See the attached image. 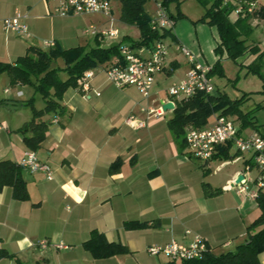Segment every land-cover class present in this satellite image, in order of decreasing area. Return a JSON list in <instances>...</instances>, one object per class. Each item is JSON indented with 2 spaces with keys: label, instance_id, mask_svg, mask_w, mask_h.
<instances>
[{
  "label": "crops",
  "instance_id": "1",
  "mask_svg": "<svg viewBox=\"0 0 264 264\" xmlns=\"http://www.w3.org/2000/svg\"><path fill=\"white\" fill-rule=\"evenodd\" d=\"M259 2L258 16L264 10ZM54 6L50 0H0V61L13 62L24 55L30 45L25 40H51L63 48L81 45V39L70 32L72 20L80 15H59ZM15 10L26 15L21 20L28 26V39L2 28V20ZM179 34L174 26L167 34L172 40L167 65L156 75L148 98L135 86L116 87L97 66L92 68L86 92L78 83L65 90L60 101L63 111L55 115L56 122L52 114L43 116L49 122L45 138L32 151L50 165L52 178L23 170L28 200L14 199L9 186L0 191V249L12 254L0 256V264H167L171 262L163 254L151 255L147 249L173 239L187 243L199 235L211 248L225 251L247 239L246 227L260 209L248 193L252 187L240 192L232 186L240 174L249 178L242 165L227 167L230 164L222 157L223 149L230 152L232 145L221 148L207 164L196 162L186 153V143H180L168 125L178 99L161 100L160 78L175 76L173 72L181 63L177 56L183 55L177 45L184 41L208 66L215 58L212 51H202L199 43ZM184 58L185 69L177 82L190 66ZM3 82L8 84L0 99L20 103V107L0 108V160L17 162L31 150L17 129L31 117V111L22 109L34 88L16 85L10 90L8 76ZM159 100L161 104L173 100V107L162 116L148 118L145 127L134 129L125 123L130 114L146 118L141 108L154 107L151 104ZM36 102L38 98L35 106ZM218 113H212L201 126L212 125ZM113 162L118 165L111 170ZM204 182L220 188V193L206 195ZM131 220L159 225L124 228ZM92 229L104 233L109 241L125 244L130 253L94 258L83 247ZM41 238L66 247L36 246ZM259 258L264 264V252Z\"/></svg>",
  "mask_w": 264,
  "mask_h": 264
},
{
  "label": "trees",
  "instance_id": "2",
  "mask_svg": "<svg viewBox=\"0 0 264 264\" xmlns=\"http://www.w3.org/2000/svg\"><path fill=\"white\" fill-rule=\"evenodd\" d=\"M148 0H118L120 3L121 22L137 25L140 35L137 40H131L133 46L149 45L163 35L170 34L166 30L161 35L152 29L151 16L145 11ZM172 0H161L162 6L168 11L175 21L182 15L178 12L172 16L169 12V4ZM205 6V11L199 20L215 26L218 33L217 49L224 50L227 56L233 60L254 54V59L239 65L247 68V72L259 75L262 86L260 92L264 94V50L256 43L246 44L251 28L248 20L250 15L232 17L234 5L232 0L223 3V0H212L208 5L206 0H199ZM208 5V6H207ZM254 13H259V10ZM256 15V14H255ZM96 45L86 49L83 45L63 48L54 43L53 47L40 48L29 45L24 55L18 56L13 62L0 61V74L6 73L9 85H30L34 88V94L23 102L31 111V117L24 122L17 131L23 134L24 144L31 150H37L45 138L49 122L43 119L46 114L57 115L63 111L60 101L65 90L77 85L78 78L88 69L107 63L118 54V47L105 49L98 35H95ZM128 38L127 35L124 39ZM129 39V38H128ZM57 58L64 61V67L54 66L52 62ZM218 63L211 66L209 75L212 77L218 69ZM60 71L65 77L60 76ZM217 95L198 92L193 97L181 99L176 102L172 115L168 119V125L180 143H185L184 131L187 126H201L207 122L208 117L214 112L222 114L237 113L241 118V126L248 124L255 126V122L244 113L240 105L248 97L243 93L239 98H231L227 93L216 88ZM36 94L43 99L44 105L36 107ZM6 99H0V108L5 105ZM223 158L229 157L227 148L223 149ZM118 163L111 164V170ZM23 168L18 161L10 159L0 160V191L9 186L12 196L17 200H28L29 194L26 182L23 178ZM204 193L208 196L220 193V188H213L208 183H203ZM260 214L247 225V239L235 246L234 249L225 251L215 250L208 245V250L201 257L181 260L177 263L167 264H260V254L264 252V189L259 190L255 197ZM159 223L152 221L131 220L124 223L126 229L141 227H156ZM83 247L96 259L108 258L116 254L130 253V249L118 241H109L104 233L97 229L90 231L88 239L83 242ZM0 256H12L4 249H0Z\"/></svg>",
  "mask_w": 264,
  "mask_h": 264
},
{
  "label": "built area",
  "instance_id": "3",
  "mask_svg": "<svg viewBox=\"0 0 264 264\" xmlns=\"http://www.w3.org/2000/svg\"><path fill=\"white\" fill-rule=\"evenodd\" d=\"M55 2L54 12L59 15H92L103 14L112 19V3L118 0H50ZM230 0H223L227 3ZM156 4L155 14L151 16L152 29L164 33L173 28L174 20L168 11L162 6L161 0H154ZM236 16L250 15L257 19L258 14L254 13L260 10L259 0H232ZM256 14V15H255ZM25 14L15 10V12L2 20V28L6 33L15 32L19 36L28 39L30 37L28 26L21 20ZM85 33L98 35L101 42L108 41L118 35V29L100 30L90 26ZM110 41L106 42L109 44ZM118 54L114 55L110 61L101 64L100 67L105 71L111 83L116 87L124 88L135 86L140 94L148 98L156 82V75L162 72L167 65L168 45L162 40V37L154 40L149 45L133 46L130 43L117 42ZM46 47H53V41L43 42ZM180 52L187 57L190 66L183 79L172 83L166 92L170 99H188L198 92L212 94L215 89L212 83V77L208 74L211 66L202 63L195 55L184 45H177ZM93 75V70H86L77 80L80 89L83 92L88 90V79ZM170 102L174 103L173 100ZM141 111L146 114V118H140L135 114L126 117L125 123L134 129L145 127L147 119L150 117L162 116L166 110L163 106L142 107ZM58 120L54 116L53 122ZM186 153L204 164H207L215 157L220 149L227 145L236 146V154H241L247 163L244 169V175L249 177L246 170L255 168L257 175L253 179L244 177L239 183H233L238 191L245 192L249 188L248 181L254 184L255 188L249 190L252 197H256L259 190L264 189V137L255 134L244 136L229 114L218 113L210 126H188L185 132ZM244 153H249L245 158ZM19 165L26 171L35 173L42 172L47 179L52 178V170L48 163L38 159L36 153L32 150L25 151L18 161ZM243 175V174H242ZM190 231L187 230L186 233ZM36 246L46 248L53 246L63 248L66 245L62 243H51L46 238L38 239ZM208 250V244L199 235H195L190 242H180L171 240L164 245L150 246L147 252L151 255L163 254L171 263H177L185 259L201 257Z\"/></svg>",
  "mask_w": 264,
  "mask_h": 264
},
{
  "label": "rangeland",
  "instance_id": "4",
  "mask_svg": "<svg viewBox=\"0 0 264 264\" xmlns=\"http://www.w3.org/2000/svg\"><path fill=\"white\" fill-rule=\"evenodd\" d=\"M208 5L212 0H206ZM261 3L264 4V0H261ZM207 5V6H208ZM120 3L118 1H114L112 3V19H109L108 17L104 16L103 14H92V15H80L78 18L73 19L71 22V33L73 36H78L80 40V44L83 45L86 49H89L96 45L95 37L92 34L85 33V30L88 29L90 26H93L94 29L100 30H106V29H118V35L114 38L109 39L108 41L111 42H118L122 41V43H130L131 40H137L140 31L137 25H130L126 24L120 21ZM145 11L149 14V16H153L155 14L156 10V4L154 0H148L145 4ZM169 12L172 16H176L178 12H181L182 15L179 16L173 26L176 32L180 33L181 36H186L188 38H191L195 44L198 43L203 47L202 51H204V48L207 49V51L211 52L215 55L214 61L209 60V62L214 65L215 63H218V69L221 70V73L219 71L215 72L212 76V83L215 87V89H219L220 91H224L227 93L231 98H239L243 93L248 94L247 98L244 100V102L240 105V109L244 113H249L248 117L250 120L255 122V126L252 124H248L244 127L241 126V118L237 113H231L229 114L231 117L234 118V121L238 127H241L242 135L248 136L255 134L256 136H263L264 137V94L260 92L262 81L259 77V75L247 72V68L244 66L239 65L240 62L243 64H247L251 62L254 59V54H248L244 55L237 60H233L229 58L224 50L215 49L217 46V40H218V33L215 26H211L205 21L199 20L203 12L205 11V6L200 3L199 0H172L169 4ZM264 9V8H263ZM74 17V16H72ZM235 17L234 14H232L231 18ZM251 31L246 38V44H258L260 46V49L264 50V10L261 11L260 15L257 17V19L250 18L248 20ZM4 35V32H2ZM161 35V33L159 32ZM179 34V35H180ZM127 35L128 38L124 39V36ZM162 40L165 42L166 45H168L167 48V56L169 53L170 46H172V40L170 39L168 35L161 36ZM23 38V37H22ZM25 40V38H23ZM181 39V38H180ZM182 40V39H181ZM51 41V40H47ZM104 41L101 42L102 44H106ZM183 41V40H182ZM25 42L31 46H36L40 48H49L44 46L43 40H25ZM183 44L186 45L192 52L193 49L186 44L183 41ZM199 51V47H196ZM195 53V52H194ZM177 58L180 60V66L178 67V70H175L173 72V75L175 76L170 77L168 76L166 80L164 78H160V81L162 83L161 87V100H167L169 98L166 89L172 85L175 81L179 78L178 76L182 75L185 65V58L183 55L179 54ZM202 62V61H201ZM54 66L64 67V61L61 58H57L52 62ZM264 74V68L262 70ZM6 73H2L0 75V98L4 95L3 93V87L5 84H8L6 82H3V77L7 78ZM60 76L62 78L65 77V73L63 71H60ZM10 86V85H9ZM28 86V85H27ZM30 86V85H29ZM10 86V90H11ZM36 99L38 98V102H36V107H42L44 105V102L39 94H36ZM38 96V97H37ZM154 107H159L162 104L155 103L151 104ZM25 109H22V111H30V108L27 105H24ZM30 113V112H29ZM166 118L169 117V113H166ZM229 157L224 158L226 162H228L230 165H227V167H230L232 165H242V168H246L247 163L244 162V159L242 158L241 154H236V146L232 145L229 149ZM245 158H248L250 155L249 153L243 154ZM233 156V157H232ZM193 161H197V159H193ZM216 164V163H213ZM247 173H249V178L253 179L257 175V170L255 168H251L250 170H246ZM249 187L255 188L254 184L250 181H248ZM164 256V255H162ZM166 257V256H164ZM167 258V257H166ZM168 259V258H167Z\"/></svg>",
  "mask_w": 264,
  "mask_h": 264
},
{
  "label": "water",
  "instance_id": "5",
  "mask_svg": "<svg viewBox=\"0 0 264 264\" xmlns=\"http://www.w3.org/2000/svg\"><path fill=\"white\" fill-rule=\"evenodd\" d=\"M117 44L118 43L116 41H114V42H111L109 44H104V45H102V47L105 48V49H108V48L116 47ZM212 95H214V96L217 95L216 89L213 90ZM162 106H163V108L165 110L171 109L173 107V103L172 102H165V103L162 104ZM3 107L6 108V109H13V108H16V107H20V103L12 102V101H6L5 105H3ZM242 178H243V175L240 174L237 177V179L235 180V183H239L242 180Z\"/></svg>",
  "mask_w": 264,
  "mask_h": 264
}]
</instances>
